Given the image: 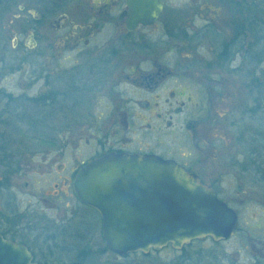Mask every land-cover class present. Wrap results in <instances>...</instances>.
Segmentation results:
<instances>
[{"label":"flooded vegetation","instance_id":"flooded-vegetation-1","mask_svg":"<svg viewBox=\"0 0 264 264\" xmlns=\"http://www.w3.org/2000/svg\"><path fill=\"white\" fill-rule=\"evenodd\" d=\"M129 3L144 5L143 16ZM51 4L45 63L22 72L19 89L10 78L0 85V235L48 264L50 247L36 236L49 217L36 207L86 235L78 211L99 214L76 195L78 170L134 154L172 160L212 188L237 215L232 236L243 199L222 192L228 177L242 186L249 172L258 176L254 158L264 156V0H83L74 15ZM248 143L260 151H234ZM30 173L59 182H30Z\"/></svg>","mask_w":264,"mask_h":264},{"label":"water","instance_id":"water-1","mask_svg":"<svg viewBox=\"0 0 264 264\" xmlns=\"http://www.w3.org/2000/svg\"><path fill=\"white\" fill-rule=\"evenodd\" d=\"M129 5L132 13L143 16L144 5ZM78 171L73 180L76 195L99 213L104 244L120 256L159 251L168 243L181 249L207 236L226 239L237 220L212 188L172 160L110 154ZM0 264L40 263L32 261L23 244L0 235Z\"/></svg>","mask_w":264,"mask_h":264},{"label":"rangeland","instance_id":"rangeland-1","mask_svg":"<svg viewBox=\"0 0 264 264\" xmlns=\"http://www.w3.org/2000/svg\"><path fill=\"white\" fill-rule=\"evenodd\" d=\"M82 1L10 0L0 5V85L7 86L10 78L12 87L19 89V75L26 72L29 76L32 65L37 63L41 66L45 63L46 51L49 48L51 50L55 43L51 36L53 29L48 23L56 19L57 13H46L43 11V6L52 3L51 5L55 6H52L53 8L60 7L58 12L74 15L76 7ZM30 34L33 36H29ZM32 40H35V45ZM259 69L264 71V64ZM1 104L3 105V102ZM262 115L264 117V111L259 113V119H264ZM68 130L74 132L73 127ZM253 145L256 144H244L239 149L234 145V151L240 150L248 153L250 148L259 150L261 145L264 147V143L255 147ZM261 151L264 153V149ZM242 157L243 161H248L250 158L246 155ZM254 160L259 162L257 172L259 175L249 172L245 176L247 181L243 182L242 186H238L233 177H228L230 184L222 192L221 196H228L236 201L243 199V202L237 204L241 212L239 226L236 232L225 240H217L218 243H215L211 239H203L192 242L182 250H176L167 245L160 251L134 252L118 256L108 250L104 244L102 234H100L99 216L94 211L82 208L78 211L80 216L73 213V219L67 211V217L72 220L76 219L77 215L76 227L81 225L82 231L80 232L86 233V235L75 237V235H70L71 227L75 225V222L70 223L71 227L63 231L61 229L66 223L62 221V218H58L56 210L36 207L39 210L44 209L49 217L44 220L48 227L44 234L48 235L41 233V235H35L40 240L45 238L47 246L50 247L45 261L48 264H62L71 261L83 264H251L249 258L254 257L257 251L260 253L257 256L262 259L260 264H264V258L261 256L264 255V156L254 158ZM251 177L255 182L250 179ZM38 180H44L49 184L59 182L53 175L42 176L30 173V182ZM70 203L78 207L77 201L71 199ZM36 244L41 245L39 241H36Z\"/></svg>","mask_w":264,"mask_h":264},{"label":"trees","instance_id":"trees-1","mask_svg":"<svg viewBox=\"0 0 264 264\" xmlns=\"http://www.w3.org/2000/svg\"><path fill=\"white\" fill-rule=\"evenodd\" d=\"M7 1H10V0H0V5H1V4L4 5ZM183 264H189V263H183Z\"/></svg>","mask_w":264,"mask_h":264}]
</instances>
